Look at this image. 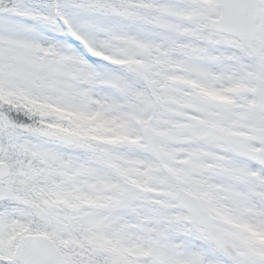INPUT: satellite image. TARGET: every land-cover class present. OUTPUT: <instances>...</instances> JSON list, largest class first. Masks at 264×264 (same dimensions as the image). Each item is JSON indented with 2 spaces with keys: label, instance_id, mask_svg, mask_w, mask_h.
<instances>
[{
  "label": "snow or ice",
  "instance_id": "snow-or-ice-1",
  "mask_svg": "<svg viewBox=\"0 0 264 264\" xmlns=\"http://www.w3.org/2000/svg\"><path fill=\"white\" fill-rule=\"evenodd\" d=\"M0 264H264V0H0Z\"/></svg>",
  "mask_w": 264,
  "mask_h": 264
},
{
  "label": "rangeland",
  "instance_id": "rangeland-1",
  "mask_svg": "<svg viewBox=\"0 0 264 264\" xmlns=\"http://www.w3.org/2000/svg\"><path fill=\"white\" fill-rule=\"evenodd\" d=\"M28 23H31V21H28ZM57 35H59V34H57ZM68 40L71 42V38L70 37L68 38Z\"/></svg>",
  "mask_w": 264,
  "mask_h": 264
}]
</instances>
